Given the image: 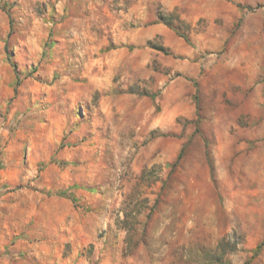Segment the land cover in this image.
Listing matches in <instances>:
<instances>
[{
  "label": "rangeland",
  "instance_id": "obj_1",
  "mask_svg": "<svg viewBox=\"0 0 264 264\" xmlns=\"http://www.w3.org/2000/svg\"><path fill=\"white\" fill-rule=\"evenodd\" d=\"M0 264H264V0H0Z\"/></svg>",
  "mask_w": 264,
  "mask_h": 264
}]
</instances>
